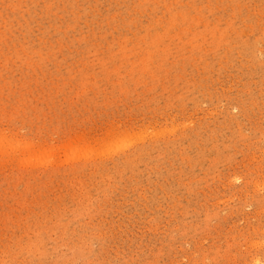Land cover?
I'll use <instances>...</instances> for the list:
<instances>
[{
  "label": "rangeland",
  "instance_id": "1",
  "mask_svg": "<svg viewBox=\"0 0 264 264\" xmlns=\"http://www.w3.org/2000/svg\"><path fill=\"white\" fill-rule=\"evenodd\" d=\"M0 264H264V0H0Z\"/></svg>",
  "mask_w": 264,
  "mask_h": 264
}]
</instances>
